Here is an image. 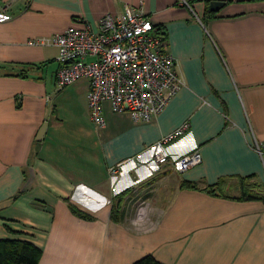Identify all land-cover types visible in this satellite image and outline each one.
Segmentation results:
<instances>
[{"label": "crops", "instance_id": "0c3cea01", "mask_svg": "<svg viewBox=\"0 0 264 264\" xmlns=\"http://www.w3.org/2000/svg\"><path fill=\"white\" fill-rule=\"evenodd\" d=\"M188 1L0 0L10 14L0 21V238L33 242L42 250L37 264H128L146 253L164 264H264V155L253 144L264 139V0H223L205 21L204 0ZM126 5L162 25L163 51L183 84L148 120L104 100L96 124L88 80L57 87L54 71L42 74L47 61L56 70L57 48L26 40L79 16H119ZM22 62L41 65L39 78L12 74ZM184 120L189 127L167 152L197 148L201 161L182 172L156 166L148 145ZM249 174L260 197L237 198L238 177ZM222 176L228 197L179 187ZM135 186L125 211L137 196L151 211L136 227L125 214L113 221V195ZM69 203L97 208L86 219L93 224L76 219Z\"/></svg>", "mask_w": 264, "mask_h": 264}, {"label": "built area", "instance_id": "2783aa9c", "mask_svg": "<svg viewBox=\"0 0 264 264\" xmlns=\"http://www.w3.org/2000/svg\"><path fill=\"white\" fill-rule=\"evenodd\" d=\"M9 18L10 14L0 5V21ZM76 21L77 25L32 37L26 42L57 48V87L82 77L88 80L86 99L90 117L96 124L104 121V100L110 102L113 111L126 112L133 121L148 120L183 84L175 70L173 56L162 50L164 42L154 33V23L141 7L134 9L126 5L121 15L114 17L106 12L95 23L80 16ZM189 124L188 120L182 121L148 145L156 166L166 163L182 172L201 161L197 148L176 156L169 155L166 149V143L181 135ZM253 144L263 156L264 139H254ZM146 203L138 200L137 217L145 214Z\"/></svg>", "mask_w": 264, "mask_h": 264}, {"label": "trees", "instance_id": "16d2710c", "mask_svg": "<svg viewBox=\"0 0 264 264\" xmlns=\"http://www.w3.org/2000/svg\"><path fill=\"white\" fill-rule=\"evenodd\" d=\"M190 0L188 2H192ZM205 2V10L202 20L205 21L207 18L213 17L215 11H210L208 9V2L209 0H204ZM154 33L159 35L163 42L165 31L162 30V25L153 24ZM164 46V45H163ZM163 50V47H162ZM21 67H19L18 71L12 72V74L19 75V76H26L28 74L33 73L34 77L39 78L36 76V73H40L41 65L37 64L36 62H25V63H18ZM54 77H55V70H54ZM61 88V87H60ZM253 174L239 176V195L237 198L240 199H249V198H258L260 195L254 190L255 186H258L259 183L251 180ZM225 178L224 176L219 177L215 182L211 184H207L204 187L198 185L197 182L190 181V180H182L179 184L181 188H193L198 190H204L211 195L216 196H224L228 197L229 195L225 191ZM251 180V181H250ZM131 187H126L113 195V199L111 202L109 216L113 221H120L124 217V210L122 209V203L124 201V197L129 191H131ZM70 210L72 213L78 217L89 219L92 218L93 215L75 204L69 203ZM42 250L40 247L36 246L33 242L15 238V237H4L0 238V264H37ZM128 264H164L158 261L151 253H146L141 257L135 259L134 261Z\"/></svg>", "mask_w": 264, "mask_h": 264}, {"label": "rangeland", "instance_id": "374dc122", "mask_svg": "<svg viewBox=\"0 0 264 264\" xmlns=\"http://www.w3.org/2000/svg\"><path fill=\"white\" fill-rule=\"evenodd\" d=\"M89 58H91V57H89ZM43 68L45 69V70H43L42 71V74H44V75H46V76H49V75H51L50 74V71L51 72H53L54 71V68H55V62L54 61H47L45 64H44V66H43ZM46 70H48L47 72H46ZM46 72V73H45ZM135 189H132L131 191H129V193H127L126 195H125V197H124V201L125 202H127L128 201V199L130 198V195H137L135 192H136V186L134 187ZM96 195V194H95ZM97 196V195H96ZM138 197V196H137ZM137 197H136V199H135V202H134V206H133V208L132 209H128V210H126L125 211V209H126V203H124V201H123V203H122V209L124 210V214H125V216L127 215V217L129 218V221H131V223H132V227H136L135 225H137L138 224V218H140V219H143L142 217H137L136 216V210H137V207L136 206H138L137 205V202H138V200H137ZM139 200H143V199H139ZM144 201H145V199H144ZM147 202V201H146ZM83 205V210H85V211H87V212H89V213H91L92 215H93V211L91 210V209H97V208H93V207H91L89 204H86V203H83L82 204ZM77 206V205H76ZM145 212H147V215L149 214L148 212H150L151 211V209H149V206H148V202L146 203V205H145ZM139 211V210H138ZM140 213H143V212H140ZM140 215V214H139ZM144 215V214H143ZM151 216V215H150ZM76 219H79V220H84V221H87V222H90V221H88V220H86V219H82L81 217L79 218L78 216H74ZM94 218V215H93V217L92 218H89V219H93ZM93 223L92 222H90V225H92ZM86 242H85V239L84 238H80L79 239V244L82 246V245H84ZM84 247V246H83Z\"/></svg>", "mask_w": 264, "mask_h": 264}, {"label": "water", "instance_id": "95a60500", "mask_svg": "<svg viewBox=\"0 0 264 264\" xmlns=\"http://www.w3.org/2000/svg\"><path fill=\"white\" fill-rule=\"evenodd\" d=\"M225 1L223 0H209L208 2V9L210 11H217L220 6H222L224 4ZM45 125H46V121H43V123L41 124V126L39 127V130L37 131V135H36V139L40 140L44 129H45Z\"/></svg>", "mask_w": 264, "mask_h": 264}]
</instances>
